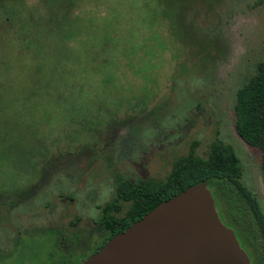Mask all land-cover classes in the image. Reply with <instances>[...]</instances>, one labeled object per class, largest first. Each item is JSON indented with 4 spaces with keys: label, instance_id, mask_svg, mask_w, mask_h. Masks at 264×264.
Wrapping results in <instances>:
<instances>
[{
    "label": "rangeland",
    "instance_id": "obj_1",
    "mask_svg": "<svg viewBox=\"0 0 264 264\" xmlns=\"http://www.w3.org/2000/svg\"><path fill=\"white\" fill-rule=\"evenodd\" d=\"M261 61L264 0H0V264L92 256L120 180L164 182L217 138L264 210L262 153L235 129Z\"/></svg>",
    "mask_w": 264,
    "mask_h": 264
},
{
    "label": "trees",
    "instance_id": "obj_2",
    "mask_svg": "<svg viewBox=\"0 0 264 264\" xmlns=\"http://www.w3.org/2000/svg\"><path fill=\"white\" fill-rule=\"evenodd\" d=\"M171 9L170 19L174 24L181 8ZM179 35L178 40L184 34ZM235 111L236 132L249 146L260 149L264 175V61L257 64L254 75L238 91ZM201 183H207L221 220H226L235 230L252 264H264V210L257 197L244 185L239 155L221 138L211 143L206 157L196 155L192 149L187 156L177 159L164 182L120 180L114 200L102 207V222L109 233L102 246L161 203ZM128 202L130 209L120 216L123 204Z\"/></svg>",
    "mask_w": 264,
    "mask_h": 264
},
{
    "label": "water",
    "instance_id": "obj_3",
    "mask_svg": "<svg viewBox=\"0 0 264 264\" xmlns=\"http://www.w3.org/2000/svg\"><path fill=\"white\" fill-rule=\"evenodd\" d=\"M83 264H252L207 183L161 203Z\"/></svg>",
    "mask_w": 264,
    "mask_h": 264
},
{
    "label": "flooded vegetation",
    "instance_id": "obj_4",
    "mask_svg": "<svg viewBox=\"0 0 264 264\" xmlns=\"http://www.w3.org/2000/svg\"><path fill=\"white\" fill-rule=\"evenodd\" d=\"M40 163V162H39ZM43 177V176H42ZM131 183H135L134 181H131V180H129ZM34 187V186H33ZM32 187V188H33ZM30 190H31V188H30ZM115 192H116V190H115ZM15 194V193H14ZM19 194H21V195H24V192H22V193H19ZM18 193L16 194L17 196L19 195ZM61 197H63L62 195H61ZM65 199L66 200H70V201H72V200H74L73 199V197H71V196H66L65 197ZM128 205L129 206V209H130V207H131V203L130 202H128V203H124L123 205ZM6 205H8V204H6ZM9 206V205H8ZM100 208V207H99ZM97 209L98 210V212H99V214H101V218L99 219V218H97V219H92L91 220V222L94 224V226H97L98 228H99V230L100 231H102V233H105V232H107L106 231V229H105V227H104V225H103V222H102V219H103V216H104V211H103V208L102 209ZM122 211H123V208H122ZM99 214H97L98 216H99ZM90 222V220H88L87 222H85V224H84V226L86 225V224H88ZM80 223H83V220L81 219V218H77L76 219V221H74V222H72L71 223V225L72 226H78V224H80ZM84 226H82L81 225V227L80 228H83ZM79 228V227H78ZM77 229H75V231H76ZM74 231V230H73ZM73 231H69V232H73ZM74 231V232H75ZM65 240H66V237H65ZM67 241V240H66ZM103 246H101V247H99V248H97V250L93 253V254H95L100 248H102ZM92 254V255H93ZM91 256H89V257H87L86 259H83V258H81V259H79L78 260V264H83L85 261H87L89 258H90ZM64 264H67V263H64Z\"/></svg>",
    "mask_w": 264,
    "mask_h": 264
}]
</instances>
